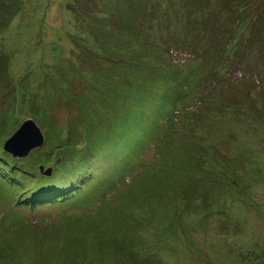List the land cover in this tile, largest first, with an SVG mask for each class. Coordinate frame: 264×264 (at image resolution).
<instances>
[{
    "label": "rangeland",
    "instance_id": "obj_1",
    "mask_svg": "<svg viewBox=\"0 0 264 264\" xmlns=\"http://www.w3.org/2000/svg\"><path fill=\"white\" fill-rule=\"evenodd\" d=\"M184 1L0 0V152L26 119L45 135L18 159L31 166L106 140L128 150L137 123H116H131L146 102L167 104L146 114L120 171L104 155L86 158L94 178L61 206L20 210L16 185L0 176V264H264V60L214 82L205 40L196 59L174 36L179 23L166 36L162 16L181 9L183 28ZM125 86L142 104L134 115L131 96L112 93Z\"/></svg>",
    "mask_w": 264,
    "mask_h": 264
},
{
    "label": "trees",
    "instance_id": "obj_2",
    "mask_svg": "<svg viewBox=\"0 0 264 264\" xmlns=\"http://www.w3.org/2000/svg\"><path fill=\"white\" fill-rule=\"evenodd\" d=\"M91 1L94 3V0ZM201 1H203V4H200ZM213 1L215 0H185L184 5L188 7L189 10L181 3L180 5L182 9H186V12H184L186 22L183 24V28L181 27L183 19L178 16L179 13H182L181 9L179 12H174L175 16L173 21H171L172 16L167 14L162 16V20L164 21L165 19L168 23L164 24L165 27L168 28L166 31L167 37L171 35V32H174V28L172 27L173 22L179 23L178 28L182 29L184 32L174 36L176 39L183 38V43L180 45V48L186 52L189 51L191 54L196 55L201 51V49L198 48L201 42L203 40L207 42L205 43V48L202 54L204 60L203 64L208 67L213 59H215V62L217 60V68L215 67V62L209 66L212 68L211 75L214 76V82L218 83L234 72H237L238 74L239 72H242V70L245 72L249 71L252 67H256L259 60H264V0H218L219 8L216 11L211 12V10H209L207 14L204 12L201 22L197 24L190 23L191 20L188 19L189 16L196 11L202 12L210 8ZM256 1H260V7L257 4L255 5ZM112 6L115 7L116 5ZM108 11L110 12V9H108ZM146 14L147 11L144 17H148ZM224 15L226 16L225 21L222 18ZM228 16L230 17L229 20H227ZM84 20L86 22L88 20L85 15ZM186 23L189 24L186 26ZM163 31L164 30H161V32ZM112 32H119L123 37L128 38L124 32L120 31V28H113ZM168 40H170V38H168ZM214 43H216V48H214ZM253 49L257 50L256 54H253ZM195 55L193 56L196 59L200 58V56H198L199 54ZM106 61L107 68H110L111 66L109 65L116 62L113 60L112 56H109L105 62ZM106 72H109V70ZM126 83L129 84L127 78L125 79V85H127ZM111 89L112 91H115L112 93L116 98H120L121 95L123 98L125 96H131L130 99L134 100V106L132 109L133 115L135 114L137 107L139 108L140 105L142 106V104L136 100L138 97L135 96L136 92L133 91V89L129 92H127L128 90H126V86L125 89L123 88L120 91H118V89L113 90L112 87ZM122 91L123 93L120 94ZM163 101L164 99H157L151 104L146 102L147 105H144L143 110L140 111L142 113L141 116L133 117L129 124H122V121L116 123L120 126H125L124 129L126 131L130 129L129 127L131 124L137 123L134 127H131L134 131L131 130V132H129L132 142L128 150H125V148L120 149V146L119 150H116L117 146L110 147L112 145H109V142L106 140L104 147L87 145L85 148L81 147L83 149H79L81 152L78 154L75 152L73 155H70L71 153L67 150V153L64 156L60 155L61 157H59L64 161L61 162L62 164L52 163V165L50 164L49 166L44 165L39 167H35L34 165L31 166L32 164L29 160L24 161L14 159L4 151H1L0 176L10 181L13 185H16L14 194L19 192L17 197L13 195L15 207L20 208V210L34 211L42 206H61L69 197H72L73 200L74 197L80 194L81 190L88 186V184L83 183L82 181L85 179L90 181L94 178L95 174L90 170L91 167L89 168L90 163L85 162V159L90 157V155H104L105 157L110 158V167L120 171L123 168V165L129 162V158L135 151V148H137L138 143L143 141L138 135L141 134L139 133L141 129L145 127L144 125L146 121L144 120V117L149 111H151V109L158 111L157 113H159L160 111L157 107H160ZM19 106L20 105H16V107ZM165 106L162 105V107ZM17 110L18 108H12L11 111L14 116L16 115L15 113ZM39 111L41 110L39 109ZM7 115L8 113L0 121L1 126L6 123ZM11 128H13L12 124L9 129ZM141 136L143 137V134ZM122 140H124V137L120 142ZM125 142L126 140L122 143L124 144ZM63 145L62 148L66 147V149H69V147H71L70 144ZM58 151H60V148L57 145L52 156L57 157ZM43 160V163L41 162L39 165L47 164L51 158L46 157ZM21 163H25L26 167ZM37 169L39 170V173ZM72 170L73 172H70ZM84 170H86L87 176L83 175ZM22 175L25 176L22 177ZM65 175L68 178H72L74 175L73 179L75 180L78 178V180L73 184L65 185L63 183L66 179Z\"/></svg>",
    "mask_w": 264,
    "mask_h": 264
},
{
    "label": "water",
    "instance_id": "obj_3",
    "mask_svg": "<svg viewBox=\"0 0 264 264\" xmlns=\"http://www.w3.org/2000/svg\"><path fill=\"white\" fill-rule=\"evenodd\" d=\"M45 144V135L32 119L23 122L20 128L6 141L3 151L14 159H24L31 151ZM21 147V148H20Z\"/></svg>",
    "mask_w": 264,
    "mask_h": 264
}]
</instances>
